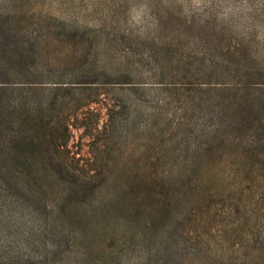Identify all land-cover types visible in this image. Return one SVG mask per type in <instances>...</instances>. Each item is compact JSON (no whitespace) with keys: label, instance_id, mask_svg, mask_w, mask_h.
<instances>
[{"label":"trees","instance_id":"trees-1","mask_svg":"<svg viewBox=\"0 0 264 264\" xmlns=\"http://www.w3.org/2000/svg\"><path fill=\"white\" fill-rule=\"evenodd\" d=\"M1 1L5 6L0 8V264H47L46 240L81 239L90 229L111 237L106 229L116 213L122 215L118 224L129 241L138 228L153 237L166 228L167 236L174 238L177 208L185 222L181 238L200 252L203 238L196 232L189 235L187 224L195 221L192 214L197 207L207 211L211 190L199 192L205 172L219 171L228 158L236 162L238 171L252 163L264 167V47L247 44L235 31V23L218 21L214 14L185 16L180 7L170 4L163 17L155 9L144 35L128 40L126 66L115 69L122 76L119 81L128 83L115 85V93L122 95L121 117L112 108L107 115L114 119L113 137L128 133L146 118L142 126L157 140L153 153L162 162L161 170L138 176L130 173L133 167H128L129 174L117 170L115 190L108 192L104 183L91 185L90 198L86 195L83 200L88 207L82 209L80 202L69 198L77 183L87 178L79 171L75 174L68 160L69 115L81 107L78 100L73 103L85 92L78 88L97 82L104 71L96 63L100 39L91 38L97 45L89 50L92 59L85 54L79 65L39 63L40 20L47 12L35 10L36 17L30 18L35 12L28 14L23 0H9L7 5ZM144 1L150 10L158 8L154 0ZM36 20L38 28L30 27ZM47 30L52 36L78 33L61 19L49 21ZM107 36L113 43V36ZM206 48L211 62L194 68V57ZM145 72L156 80L164 99L150 110L140 106L145 100ZM73 73L86 80L73 83L67 78ZM168 111H178L177 119L165 116ZM41 210L46 213L42 222ZM198 221L208 220L199 217ZM129 228L133 229L128 232ZM30 245L31 251L44 250L31 256ZM236 257L230 255L220 264H264L263 257Z\"/></svg>","mask_w":264,"mask_h":264},{"label":"rangeland","instance_id":"rangeland-1","mask_svg":"<svg viewBox=\"0 0 264 264\" xmlns=\"http://www.w3.org/2000/svg\"><path fill=\"white\" fill-rule=\"evenodd\" d=\"M154 1L158 8L151 10L144 0H23V3L21 1L23 9L28 8V14L35 12L28 15L30 18L36 17L35 10L47 12L44 16L46 19L40 20L42 36L38 45L41 53L39 63L55 66L79 65L84 63L85 54L92 59L89 50H93L97 45L91 42V38L100 39L101 53L96 63L97 68L103 67L104 71L97 82H90L88 86L78 88L85 92L76 97L73 103L78 100L81 107L74 115L72 113L69 115L72 123L68 160L75 174L79 171L82 178L84 175L87 177L86 181L77 183V190L71 192L69 198L72 202H80L78 207L82 209L88 207L87 202L83 200L86 195V198H90L87 193L91 185L98 186L104 183L108 192L115 190L114 185L118 183L119 177L117 170L123 169L124 173L129 174L128 167L139 168L138 171L130 170V173H136L135 175L138 173L153 175L156 168L161 170L162 162L153 153V145L157 140L142 126L144 122L142 118H146H140L139 124L128 130V133L123 131L113 137L110 129L114 119L107 115L109 108H112L116 110L117 118L121 117L118 110L122 95L120 91L115 93V85L125 87L128 83L119 81L122 76L116 73L115 69L123 70L126 66V56L130 52V49H127L130 47L127 45L128 40H133L135 34L144 35V26L151 25L154 21L155 9H157L155 13L163 17L166 16L170 4L180 7L185 16L197 12L214 14L218 21L235 23V31L242 39H247V44L257 48L264 47V0ZM8 2L9 0H6L5 4H9ZM3 6L5 5L0 0V8ZM60 19L65 20L67 26L78 33L70 37L64 33H58L57 36L53 33L52 36L47 30L48 22ZM32 26L38 28L37 20L30 27ZM108 34L113 36V43H109ZM152 34L154 35V32ZM251 37L252 41L249 39ZM209 53L207 48L199 51L197 57H194V68L207 67L211 62ZM148 74L145 72L142 75V80L146 84L143 86L145 100L140 104L141 108L145 107L146 110L159 107L164 101L161 98V89L154 85L156 80ZM67 78L73 83H77V80H86L79 73L69 74ZM104 80L114 83H102ZM210 80L214 81L215 78ZM96 91L99 93L96 94ZM93 99L94 101L87 103ZM171 112L174 114H169L168 111L165 116L176 120L178 111ZM81 124H86L87 127ZM230 160L232 158H228L226 164L220 166L219 171L205 172L207 176L203 177L204 182H201L199 192L206 188L211 190L207 197L209 200L207 211L204 207H197L192 214L195 221L190 220L187 224L191 229L189 235L196 232L203 238L200 243L203 249L200 252L191 248L181 238L185 222L182 220L180 209L177 208L174 238L167 236L164 232L166 228L161 230L162 235L161 231L159 235L157 234L158 238L150 236L148 230L138 228L136 237L129 241V236L123 232L121 224H118L122 215L116 213L112 215L113 218L106 229L110 231L111 237H104L96 232V229H90L86 237L81 239L64 236L58 240H46L44 249L48 253L47 264H220L230 255L232 258L237 256L236 260L246 259L251 255L255 260L264 258V167L260 163H252L245 165V170L238 171L236 162ZM44 216L46 213L41 210L39 213L41 222ZM199 217L208 221L200 222ZM26 225H29L28 221L24 224ZM132 229L129 228L127 231L130 232ZM29 247L27 254L31 256L39 254L43 249L31 251L32 246ZM187 251L189 252L184 254Z\"/></svg>","mask_w":264,"mask_h":264}]
</instances>
